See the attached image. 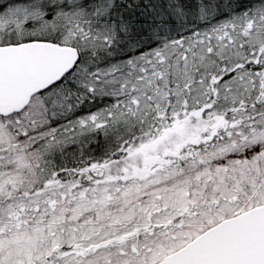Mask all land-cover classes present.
<instances>
[{"label": "snow or ice", "instance_id": "1", "mask_svg": "<svg viewBox=\"0 0 264 264\" xmlns=\"http://www.w3.org/2000/svg\"><path fill=\"white\" fill-rule=\"evenodd\" d=\"M0 264H264V0H0Z\"/></svg>", "mask_w": 264, "mask_h": 264}]
</instances>
